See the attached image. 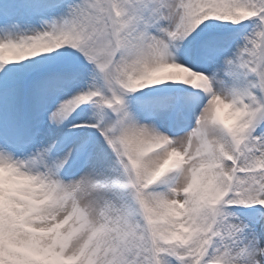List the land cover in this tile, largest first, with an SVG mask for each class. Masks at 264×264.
<instances>
[{
	"label": "snow or ice",
	"instance_id": "1",
	"mask_svg": "<svg viewBox=\"0 0 264 264\" xmlns=\"http://www.w3.org/2000/svg\"><path fill=\"white\" fill-rule=\"evenodd\" d=\"M0 264H264V0H0Z\"/></svg>",
	"mask_w": 264,
	"mask_h": 264
}]
</instances>
